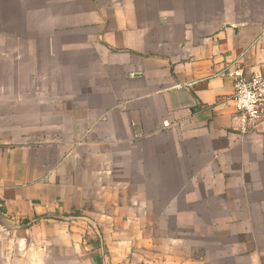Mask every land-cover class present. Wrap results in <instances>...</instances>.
<instances>
[{"label": "crops", "instance_id": "1", "mask_svg": "<svg viewBox=\"0 0 264 264\" xmlns=\"http://www.w3.org/2000/svg\"><path fill=\"white\" fill-rule=\"evenodd\" d=\"M264 0H0V264H264Z\"/></svg>", "mask_w": 264, "mask_h": 264}, {"label": "built area", "instance_id": "2", "mask_svg": "<svg viewBox=\"0 0 264 264\" xmlns=\"http://www.w3.org/2000/svg\"><path fill=\"white\" fill-rule=\"evenodd\" d=\"M234 92L233 103L238 129L242 135L257 133L264 125V74L248 76L242 67L228 69Z\"/></svg>", "mask_w": 264, "mask_h": 264}]
</instances>
